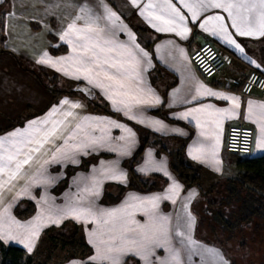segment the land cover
<instances>
[{
	"label": "crops",
	"instance_id": "1",
	"mask_svg": "<svg viewBox=\"0 0 264 264\" xmlns=\"http://www.w3.org/2000/svg\"><path fill=\"white\" fill-rule=\"evenodd\" d=\"M147 2L148 0H137L139 6H134L131 0H0V137L16 129L27 127L26 125L23 126L24 128H20L16 126V123L23 118L26 109L29 108L26 104H23L27 101V94H25L26 76H32L38 85L43 86L42 81L37 78L39 73L36 72V68L48 69L49 74L53 77L58 76L71 84L69 87H76L77 84L85 86L90 90L91 95L80 97L68 92L61 99L62 101L68 100L70 104H79L80 107L72 109L70 104L64 105L61 103L62 101L51 104L50 112L53 108L65 109L62 114L56 112L51 116V121H63L53 139H66L76 128V125L83 122V118L90 117L100 118L104 123L88 121L84 130L77 135H80L81 141L84 142H87L85 137L88 134L92 137L103 136L106 138V143L102 147L84 148L76 152H70L68 158H63L57 151L54 153L41 150L38 153L32 152L30 153L33 157L31 162L37 166L34 171L41 170L38 163L45 165L47 169L44 170L50 174V182L53 183L56 179L53 172L58 171L57 167L67 168L71 166L68 175L70 185L76 183L85 192V188L95 184L99 193L98 196H92L93 199H90V195L86 193L85 198L83 194L82 202L95 201L94 198L97 197L98 201L96 203L99 209L124 208V226L130 230L127 232L129 236L139 237L146 234L153 237L157 222L150 217L160 215L169 217L170 245L164 244L161 247H152V253L149 255L148 261L140 256L126 255L122 258V264H161V262L175 264V261L171 259L172 254L168 250L169 247L179 252L181 264H225V262L230 264V260L224 255L226 249L223 246L225 243L215 240L211 229L204 228L206 230L204 233L202 225L206 227L207 221L212 220L213 215L217 219L230 220H243L249 215L248 212L244 211V198L247 190L241 189L252 188L253 186L246 183L243 188V174L246 170L239 166L238 161L240 158L263 156L264 150H256L254 147L252 155L230 153L225 149L221 153V143L226 135L227 128L234 124L243 123L254 127L256 131L255 144L260 135L261 126L264 125V119H260L261 112H264V109L260 106L264 105V97H261L258 92L251 96H245L241 93V87L251 71L264 74V36H239L232 27L231 18L223 9H209L202 12L199 18L193 22L191 13L179 3V0H173V3L186 17V23L190 29L187 37H181L176 33L158 32L151 27L144 16L140 15L143 5ZM153 2H156V0H153ZM82 8L85 11L82 12ZM106 9L116 13L119 19H105L107 16ZM210 15L223 17L227 32L243 51H240L234 44L228 43L223 34H213V26H209V31L199 27V23ZM76 16L85 17V19L76 21L78 27L85 26L87 16H91L93 19L99 18L97 23L101 28L114 32L115 41L124 44L133 51L140 64L137 69L138 75L131 81L133 85L132 94L148 100L158 98L160 101L158 104H136L130 96H115L114 99L117 101L123 99L130 103L131 110L129 111V108H126L124 104H113V101L108 99L113 89L105 91V89L98 87L96 83H89L84 78L82 70L76 72L78 65L72 60L57 63L55 66L38 62L45 53L53 61H59L61 57H73L75 55L73 44L68 42V39L74 38L69 37L62 40L61 36ZM128 32L134 34V43L129 40ZM207 42L218 45L227 57V65L223 74L213 80L205 79L190 59L191 53ZM62 45L67 47L65 52L58 55L51 52V47L59 48ZM135 45H139V48H136ZM140 49L147 52L148 56L143 57L139 51ZM111 55L113 58H117L115 50ZM66 71L76 73V75H67L65 74ZM108 71L114 73L115 69H109ZM98 79H102V77ZM103 82L105 84L109 83L107 80ZM200 84L205 85L214 92L239 97L240 107L233 111L234 106L229 100L217 96H197L196 88ZM91 96L97 97L96 100L98 101L106 102L114 115L94 110L89 104V99H94ZM193 97L196 98L193 99ZM249 101H253L255 104L252 118H248ZM207 105H211L212 108L206 111L192 112L193 109H203ZM117 109L120 110L117 111ZM215 109H228L229 114H225L218 120ZM68 111L73 112L74 116L66 117L64 113ZM186 112H192V115L184 116L183 114ZM37 119L40 118L35 117L30 121ZM108 121L124 125L126 128L131 129L133 135L128 137L123 128L112 127L107 123ZM157 121L159 123H154ZM37 127H40L39 124ZM4 131L5 133L2 134ZM202 132L205 135H201ZM149 133H151L150 138L152 140H155L152 137L154 133L160 136L161 143L157 145L150 143L146 146L143 155L134 166L135 172L144 176L161 175L167 178L168 181L164 184L161 183V187L155 191L142 192L137 189H130L119 200L105 202L103 198L105 197L107 183L114 186H127L130 183L129 169L126 167L127 162L135 156L142 140ZM216 135L219 136L217 146V155L221 161L219 172L204 162L208 157L203 155L205 152L210 154V145L215 143L214 137ZM121 136L126 137V139L121 140ZM74 140L75 138L70 140L69 144L80 143H74L76 142ZM179 148L184 149L189 163L201 167L202 178L197 185L189 186L185 184L171 167V151ZM24 151L27 152L28 149L25 148ZM149 153H151V158H149ZM53 155L60 157L53 160ZM193 155L200 156L201 159H193ZM89 156H92L94 163L89 162L87 159ZM48 157H50L49 160H47ZM18 159L22 160L24 156L20 155ZM84 159L88 162L79 170V165ZM149 159H151V163H149ZM77 166L78 170L76 169ZM110 168H115L117 172L123 173L124 179L109 178L107 170ZM26 170L27 165L24 166L21 175L13 180V183H15L12 185L13 187H25ZM60 181L62 180L59 179L57 182ZM173 182L180 185L179 192L174 197L175 203L172 199H161L158 202V207L152 209L150 205L132 199V197L141 199L152 196L164 197L169 194L168 189ZM10 186V184H5L0 189V229L4 233L10 232L13 234L16 230L12 225L16 223L21 230L20 232L18 230V234H16L17 241L0 239V242L6 246H20L28 254L37 255L41 239L47 228H49L45 225L46 222H43V219H37L43 211L42 206H36L35 213L28 218L17 217L14 206L11 205L10 194L6 191ZM53 189L50 188V191L57 196ZM36 192L40 193L37 190ZM37 197L40 199L42 194ZM208 200L212 201L213 204L218 203L216 205L225 204L227 210L223 212L203 211L206 208L203 203L205 204ZM234 204H241L238 210L237 208L235 210L236 206ZM184 205H187V207H183ZM188 209L189 211H187ZM189 213L194 217L191 228L192 238L201 246L217 250L218 256L213 257L206 254L203 260L200 255H192L191 259L188 258L189 250L175 237L174 229L178 222L183 223L182 221L187 218ZM253 218L256 217L253 216ZM69 220L81 226V235L92 251L90 257L95 255V249L89 243L88 233L96 230L97 224L84 220L78 222L69 217L63 219L59 225H55L61 228L64 222ZM27 221L39 223L36 224L39 227L38 237L35 239L31 252L28 251L25 243L20 242L24 239V229L21 225H25ZM117 228L121 230L119 224ZM183 230L187 231V229ZM227 246L228 244H226V248ZM74 262L75 264H92L89 257H85V259L68 258V260L58 264H74ZM104 264H108V262H104Z\"/></svg>",
	"mask_w": 264,
	"mask_h": 264
},
{
	"label": "snow or ice",
	"instance_id": "2",
	"mask_svg": "<svg viewBox=\"0 0 264 264\" xmlns=\"http://www.w3.org/2000/svg\"><path fill=\"white\" fill-rule=\"evenodd\" d=\"M134 6H139L137 0H131ZM179 3L184 8L188 9L191 13V19L195 22L202 12H206L209 9H223L228 13L231 18L232 27L236 30L239 36H264V0H179ZM81 11H85L83 8ZM107 16L105 19H119L116 13L106 9ZM87 15V14H86ZM140 15L144 16L148 23L156 29L158 32L176 33L181 37H187L190 29L186 23V17L181 13V10L173 3V0H148L143 5ZM85 19L82 16H76L72 23H69L66 31L61 36V39L72 37L74 39H68V42L73 44V57H61L59 61H53L48 57L47 53L44 54L38 61L39 63H47L55 66L57 63H63L68 60L75 62L78 67L76 72L83 71L84 78L89 83H96L98 87H101L107 91L113 89L108 99L113 101V104L120 103L124 104L126 108L130 109V103L121 99L117 101L114 99L115 96H130L131 100L136 104L142 103H159L158 98L151 100L144 99L138 95L132 94L133 85L131 81L138 75L137 69L140 61L137 59L133 51L127 48L124 44H119L115 41V33L106 31L105 28H101L97 19H93L91 16H87L84 27H78L76 24L77 20ZM212 27L213 34H223L228 43L234 44L240 51V45L236 43L231 35L227 32V28L223 23V17L219 15H210L203 19L199 23V27L205 31H209V26ZM129 40L134 43L135 36L131 32L127 33ZM139 48V45H135ZM79 50V51H78ZM117 52V58H113L111 53ZM143 57H147L148 53L144 52L143 49L139 50ZM109 69H115L114 73L109 72ZM59 70V69H58ZM67 75H76V73H68ZM102 77V79H98ZM79 78V77H77ZM107 80L109 83L105 84L103 81ZM125 90V91H121ZM197 96H217L224 100L232 102L234 109L240 107V98L235 96H226L222 93H217L207 88L205 85L200 84L196 88ZM196 97H193L195 99ZM64 105L70 104L68 100L61 102ZM72 109L80 107L79 104L71 103ZM255 104L253 101L248 102V118H252L254 115ZM264 109V105L260 106ZM211 105L205 106L203 109H193L192 112H200L211 109ZM120 109H117L119 111ZM58 111L57 108H53L48 114L49 117L54 115ZM218 120L225 114H229L228 109H215ZM192 112H186L183 115H192ZM67 116H74V113L68 111L64 113ZM134 118V117H132ZM260 119H264V112H261ZM88 121H95L97 123H104L100 118H83V122L76 125V128L64 139V147H58L56 151L62 155L63 158H68L70 152H76L84 148L102 147L106 143L105 137H92L88 134L85 139L87 142L81 141L79 144H69V141L74 139L75 136L84 130V127ZM49 119L45 120H33L30 121L27 127L24 129H16L7 135L0 137V189L5 184H10L11 181L17 179L18 176L23 172L24 166L28 165L33 157L30 153L40 152L45 143L57 135L59 125L63 124V121H51V127L45 128L43 131L38 124H48ZM112 127L123 128V130L131 137L133 133L131 129L126 128L124 125L116 123L114 121H108ZM154 123H159L154 122ZM162 127V125H161ZM103 130V129H102ZM39 134V135H38ZM205 135V133H201ZM121 140H125L126 137L121 136ZM215 143L210 145V154L205 152L208 158L204 161L214 167L215 171H220L221 161L217 155V146L219 144V136L214 137ZM247 143V133H245V144ZM35 144L36 147H28L29 145ZM28 148L25 152L24 149ZM256 150H264V125L261 126L260 135L258 136L255 144ZM247 151V149H245ZM20 155L24 156V159H18ZM192 155V153H190ZM58 157L53 155V160ZM151 158V153H149ZM193 159H201L200 156L193 155ZM151 163V159H149ZM143 171V169H142ZM107 175L111 179L123 180V173H119L115 168L107 170ZM167 175V173H165ZM180 185L173 182L172 186L168 189V195L164 197L152 196L148 198L132 197L134 200H140L142 204H148L152 209L158 207V202L161 199H172L175 203L174 197L178 194ZM25 193L28 191L27 187L23 190ZM87 195H98L97 187L93 184L91 187L84 189ZM83 199V198H82ZM47 203V201H45ZM183 207H187L184 205ZM124 208L116 209H99L95 206L94 201H87L83 204L69 205L60 209L47 208L41 212L38 220L46 219L49 223L59 225L63 219L73 218L78 222L81 220L94 222L97 224V228L94 231L88 233L89 243L93 245L95 249V255L89 257L92 264H122V258L126 255L140 256L145 261H148L149 255L152 253V247H161L164 244L171 243V234L169 231V217L160 215L158 217H150L155 219L157 222L156 232L153 237H149L146 234H142L139 237L129 236L127 229L124 224L123 213ZM194 223V217L191 214H187V218L184 219L183 223L178 222L174 229V235L179 239V242L186 246L189 250L188 258L191 259L192 255H200L201 259L204 256L211 255L213 257L218 256L219 253L214 248L204 247L198 244L191 236V228ZM120 225L118 230L117 225ZM24 229V239L21 243H25L28 251L31 252L34 246L35 239L38 237L39 227L32 222L28 225H21ZM187 229V231L183 230ZM7 235L10 239H17L12 236L10 232L4 233L0 229V239H3ZM107 237V238H105ZM147 241V243H145ZM169 252L172 254L171 259L175 261V264H181L180 254L177 250L169 247ZM75 264V262H74ZM166 264V262H161ZM227 264V262H225Z\"/></svg>",
	"mask_w": 264,
	"mask_h": 264
},
{
	"label": "rangeland",
	"instance_id": "3",
	"mask_svg": "<svg viewBox=\"0 0 264 264\" xmlns=\"http://www.w3.org/2000/svg\"><path fill=\"white\" fill-rule=\"evenodd\" d=\"M36 72L39 73L37 76L42 77L43 86L38 85L37 81H35L32 76L29 75L26 76L25 94H27V101H25L23 104H26V106L29 108L26 109L23 118L17 121L16 123V126L20 128H24L23 126L28 125L29 121L35 117L36 118L39 117L40 118L39 120L49 119L51 122V117L48 116V114L50 113L49 110L51 104H53V102H61L62 101L61 99L64 98L63 96L67 94L69 91L80 97L91 95L90 90L85 86L81 84H77L76 87H69L71 86V84H68L65 80L60 79V77L58 76L53 77V75L49 74L48 69L44 70L43 68L42 69L36 68ZM91 97L97 99V97H93V96ZM57 112L62 114V112H65V109L58 108ZM50 122L48 124H39L41 130L43 131V129L45 128H50ZM4 133L5 131L2 134ZM5 135L6 134H4L3 136ZM77 136L75 137L74 141L76 142L74 143L81 142L80 135ZM53 138L54 137H52L48 143L44 144L43 148H41V151H45V152L52 151L54 153L58 147H64L63 144L64 139L60 140L59 138L58 139H53ZM225 139H226V135L222 139L221 153L225 149ZM28 147H36V145L33 144V145H29ZM41 156L43 157V155ZM50 157H48L47 160H49ZM59 157L60 156H58L57 159H59ZM87 159L89 160V162L91 161L90 163L95 162V161L93 162L92 156L87 157ZM130 161L131 159L127 162L126 167H129ZM87 162L88 161L84 159L79 165V168L77 166L76 169L78 168L79 170H81L86 165ZM38 166L39 168L41 167V170L34 171L35 167L37 168V166L33 165L32 162H30L27 165V170L25 173V187H27L28 191L26 193L23 191L25 187L22 188H19L17 186L13 187L12 185L15 184L13 183V181H11L10 183L11 186L6 190L8 194H10V197L12 199L11 205L14 206V212H15V207L18 206L23 200H31L33 202L35 201L36 203L35 202L34 203L37 204L36 206L39 207L42 206L41 209L43 211L49 207L52 209H60L69 205L83 204L82 197L83 196L85 197L86 195L85 192H83L81 190V187L76 185V183L70 185V183L68 182L69 179L68 175L71 166L67 168H62L59 166L57 167L59 172L58 171L53 172L54 176H56V179H54L53 183L57 182L59 179L62 180L60 182L55 183L56 185L50 182L51 181L50 174L46 173L45 172L46 170H44L47 169L45 165H41V163H38ZM50 188H54L53 190H55V194L57 196H55L50 191ZM36 190L40 191V193H37ZM121 192H122V185L114 186L113 184L107 183L105 188V197L103 199L105 200V202H108L110 200L113 201ZM39 194H42V197L40 199H38L37 197L39 196ZM245 195H246L245 197H247L246 193ZM90 199H93L92 195H90ZM94 200H95L94 201L95 206L98 207L96 203L98 201L97 197H95ZM45 201H47V203H45ZM216 204L215 203L213 204L212 201L210 200L206 201L205 204L203 203V205L206 207L205 210L203 209V211L223 212L227 210L225 208V204L222 205H216ZM240 205L241 204H237V205L234 204V206H236L235 210L236 208L238 210ZM187 211H189V209ZM255 217L256 218L252 217V219H250L249 221H244V220H236V219L230 220L224 218L217 219L213 215V219L207 221L206 227L202 225L203 228L202 230L205 233L206 230L204 228H207L208 230L211 229L214 234L215 240L221 243H225L223 246L226 249V251H224V255L230 260V264H264V215H260V216L256 215ZM43 222H46L45 225H47L49 228H47L46 233L43 235L41 239V242L39 244V252L37 253V255H34L36 259V264L37 263L58 264L60 262L68 260V258H74V257L76 258V256H73V253H76V255L79 256L77 258L83 259L84 257L85 259V257L86 258L90 257L91 253H89V249L87 247L80 246L81 245L80 242L76 241L81 237V226H78L76 222H73L71 220L66 221L64 222V224L66 225L61 228H58V226H56L54 223H49L46 219H43ZM230 222H232L233 227L227 226V223ZM28 224L29 221L25 222V225ZM33 224H39V223H33ZM74 224L77 225L78 227L76 228ZM12 226L15 227L16 230L14 231L12 236L17 237L16 234H18V230L20 232L21 228L17 227L16 223L13 224ZM62 233H66L68 237H72L77 233L76 236L77 239L73 241H71L70 239H69L70 241L67 239H63L60 236ZM3 239L8 241L10 238L7 235H5ZM17 239H12V240L17 241ZM1 243L2 242H0V244ZM226 244H228L227 248H226ZM2 259H3V255L0 251V263Z\"/></svg>",
	"mask_w": 264,
	"mask_h": 264
},
{
	"label": "trees",
	"instance_id": "4",
	"mask_svg": "<svg viewBox=\"0 0 264 264\" xmlns=\"http://www.w3.org/2000/svg\"><path fill=\"white\" fill-rule=\"evenodd\" d=\"M67 50L65 45L60 46L59 48L51 47V52L54 55H58ZM34 72V71H32ZM39 77V76H37ZM39 79L43 82L42 77ZM49 87V86H48ZM51 89V88H50ZM70 94H73L69 91ZM89 104L93 107L94 110H98L99 112H103L106 114L114 115V112L109 108L106 102H101L96 99H89ZM151 133L147 134L145 139L142 140V144L138 149L135 156L129 162V174H130V183L127 186H122V192L116 197L115 202L123 196V194L130 189H137L142 192H150L155 191L161 187V183H166L168 181L167 178L161 175H139L135 172V164L143 155L145 148L148 144H160V136L157 134H153L152 140L150 138ZM162 148V147H161ZM236 154V153H235ZM171 167L173 171L177 174V176L187 185H197L202 178L201 175V167L199 165H195L189 163L183 148H179L177 150L171 151ZM239 166L244 168L246 171L243 174V188L246 183L251 184L252 188H245L241 190H247V197L244 198V211L248 212L249 215L244 221H249L253 216L256 215H264V155L255 157V158H240L238 161ZM261 193H259L258 191ZM237 198V197H236ZM36 211V204L31 200H23L18 206L15 207V214L21 218H28L32 216ZM222 219V218H221ZM230 224V225H229ZM64 224L63 226H65ZM62 226V227H63ZM77 228L78 226L74 224ZM227 226L233 227L232 222L227 223ZM63 239L67 240H76L77 233L72 237H68L66 233H62L60 235ZM73 238V239H72ZM54 240V239H53ZM52 240V241H53ZM69 240V241H70ZM80 242V246L87 247L89 249V253H91V248L87 245L84 240V237H81L76 240ZM75 241V243H76ZM55 244V243H53ZM0 251L3 255V260L0 264H36V259L34 255H30L27 251L16 245L6 246L4 244H0ZM73 256L79 257L76 253H73ZM84 258V257H83ZM37 264H45V263H37Z\"/></svg>",
	"mask_w": 264,
	"mask_h": 264
},
{
	"label": "built area",
	"instance_id": "5",
	"mask_svg": "<svg viewBox=\"0 0 264 264\" xmlns=\"http://www.w3.org/2000/svg\"><path fill=\"white\" fill-rule=\"evenodd\" d=\"M191 62L207 80H213L223 74L227 65V57L223 50L212 42H207L196 48L190 55ZM255 92L264 97V74L251 71L245 79L241 93L251 96ZM245 133L247 143L245 144ZM255 128L243 123L230 125L227 128L225 149L227 152L240 155H252L255 147ZM247 149V151H245Z\"/></svg>",
	"mask_w": 264,
	"mask_h": 264
}]
</instances>
